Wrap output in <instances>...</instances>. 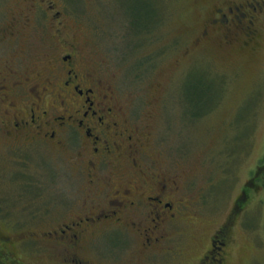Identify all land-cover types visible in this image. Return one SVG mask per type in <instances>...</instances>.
I'll return each instance as SVG.
<instances>
[{"label": "rangeland", "instance_id": "1", "mask_svg": "<svg viewBox=\"0 0 264 264\" xmlns=\"http://www.w3.org/2000/svg\"><path fill=\"white\" fill-rule=\"evenodd\" d=\"M226 1L0 0V71L44 72L57 53H76L122 112L149 128L150 147L187 198L193 217L176 228L171 251L141 258L132 232L102 225L79 247L93 263L138 257L140 264H193L229 221L226 264H264V174L255 176L264 159V7L253 42L221 26L200 37ZM148 13V28L140 29ZM83 158L79 150L0 132L5 259L74 263V246L56 233L84 214Z\"/></svg>", "mask_w": 264, "mask_h": 264}, {"label": "flooded vegetation", "instance_id": "2", "mask_svg": "<svg viewBox=\"0 0 264 264\" xmlns=\"http://www.w3.org/2000/svg\"><path fill=\"white\" fill-rule=\"evenodd\" d=\"M263 7L264 0H227L215 8L200 37L211 26H221L226 35L244 33L253 42L254 18ZM66 45L78 52L75 43ZM75 55L70 50L57 53L44 72L16 67L0 71V132L17 141L66 146L84 155L89 189L84 214L67 224L68 229L61 227V235L55 232L74 246L73 264H97L78 252L89 230L102 225L132 232L141 258L169 252L176 228L193 217L179 191L180 180L150 147L149 128L125 115L113 93H107ZM229 228V221L221 224L193 264H226ZM136 258L127 264H140Z\"/></svg>", "mask_w": 264, "mask_h": 264}, {"label": "trees", "instance_id": "3", "mask_svg": "<svg viewBox=\"0 0 264 264\" xmlns=\"http://www.w3.org/2000/svg\"><path fill=\"white\" fill-rule=\"evenodd\" d=\"M136 15H139L140 16V12L137 13V10H136ZM149 16H150V13H148V15L146 16V19L141 18V22H140V25H139L141 27L140 29H146V28H148V25L150 23ZM261 174H264V159H263V164L261 165V167H259L257 169V172H256L255 176H260ZM245 188L248 189V187H245ZM245 188L243 190L244 192H245ZM237 201L238 200H236V203L234 204L236 206L235 208H238L239 203H240V202H237ZM240 206H239V208H240ZM235 208H234V210H236Z\"/></svg>", "mask_w": 264, "mask_h": 264}]
</instances>
